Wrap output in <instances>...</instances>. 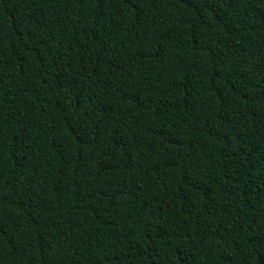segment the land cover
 <instances>
[{"label":"trees","instance_id":"16d2710c","mask_svg":"<svg viewBox=\"0 0 264 264\" xmlns=\"http://www.w3.org/2000/svg\"><path fill=\"white\" fill-rule=\"evenodd\" d=\"M0 264H264V0H0Z\"/></svg>","mask_w":264,"mask_h":264}]
</instances>
